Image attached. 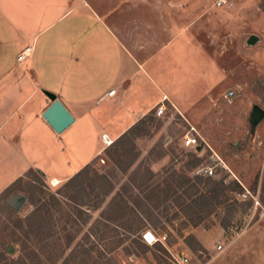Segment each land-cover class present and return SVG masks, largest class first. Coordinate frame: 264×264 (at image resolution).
Instances as JSON below:
<instances>
[{"label": "rangeland", "instance_id": "374dc122", "mask_svg": "<svg viewBox=\"0 0 264 264\" xmlns=\"http://www.w3.org/2000/svg\"><path fill=\"white\" fill-rule=\"evenodd\" d=\"M260 1L195 0L197 45L214 68L207 95L191 104L194 93L181 104L190 116L166 105L159 117L154 110L106 148L77 183H52L33 171L3 190L0 264H167L179 253L187 255L188 264H258V254H264ZM250 36L257 37L253 44ZM191 128L208 145L200 154L183 147ZM70 133L57 134L59 165L43 161L41 168L54 173L73 168ZM35 153L41 160L46 154ZM215 165L213 177L195 173ZM151 189L161 203L133 237L128 229L137 226L134 201H145ZM13 198L19 199L16 208L8 203ZM147 231L166 236L164 244L145 243Z\"/></svg>", "mask_w": 264, "mask_h": 264}, {"label": "crops", "instance_id": "0c3cea01", "mask_svg": "<svg viewBox=\"0 0 264 264\" xmlns=\"http://www.w3.org/2000/svg\"><path fill=\"white\" fill-rule=\"evenodd\" d=\"M194 2L0 0V195L33 171L67 182L156 106L190 116L181 104L207 95L214 68L197 45ZM27 46L33 53L18 63ZM49 94L73 117L59 134L71 130L76 163L58 173L40 167L61 159L42 118Z\"/></svg>", "mask_w": 264, "mask_h": 264}, {"label": "built area", "instance_id": "2783aa9c", "mask_svg": "<svg viewBox=\"0 0 264 264\" xmlns=\"http://www.w3.org/2000/svg\"><path fill=\"white\" fill-rule=\"evenodd\" d=\"M218 5H220V2L218 3ZM33 46H27L25 47L18 55L16 58V61L18 63L23 62L27 57H29L32 53H33ZM110 95L114 94V91H111L109 93ZM233 93L230 92L228 93V96L232 95ZM165 110V106L164 105H160V106H156L155 108V116L159 117L163 114ZM192 131H194V128H191V131L187 132L184 136L183 139V147L185 148H189L191 149L193 152L195 153H202L203 151H206V148L208 147V145L206 144V142L204 141H200L199 137L192 134ZM105 142V141H104ZM202 146V150L197 152L195 149L197 147ZM219 160V158H217ZM215 166H200L198 168H196L195 173L198 175H202L205 177H213L215 175ZM148 235L150 236L148 238ZM143 239L145 241V243H147L148 245H153L156 243H161L164 244L165 240H166V236L163 237H155L150 231H147L146 233L143 234ZM217 251L221 252L223 251V246L222 245H218L217 246ZM189 262V258L187 257V255H184V253H179L177 255H171V258L168 259L167 264H188Z\"/></svg>", "mask_w": 264, "mask_h": 264}, {"label": "trees", "instance_id": "16d2710c", "mask_svg": "<svg viewBox=\"0 0 264 264\" xmlns=\"http://www.w3.org/2000/svg\"><path fill=\"white\" fill-rule=\"evenodd\" d=\"M259 8L262 10V12L264 13V0L260 1V5ZM143 121L140 120L133 128H131L128 132H126L125 134H123L121 137H119L113 144H116L119 141H122L132 130H134L141 122ZM199 159H197L196 161H198ZM89 166V165H88ZM88 166L84 167L83 169H81L80 171H78L76 174H74L69 180L68 182L70 183H77L78 179L80 178L81 174H83L86 169L88 168ZM67 182V183H68ZM106 194H108V191L106 192ZM143 199L145 201L141 202H137L134 201V209H132V218H134L137 222V226L136 227H132L130 229H128V232H130V234L135 237V232H138L141 230V228L143 226H145L146 222L154 216V211L157 210V208L159 207L160 203H161V199L160 197L157 195V191L155 189H151L150 191H148L147 193L144 194ZM27 227L30 228V231L28 232V235H30V232L32 230L33 233V227L31 226V224L29 225V218H27ZM141 226V227H140ZM26 235V236H28ZM134 241V240H133ZM135 242V241H134ZM135 256H137L136 253H133ZM25 261H23L22 264H26L24 263Z\"/></svg>", "mask_w": 264, "mask_h": 264}, {"label": "water", "instance_id": "95a60500", "mask_svg": "<svg viewBox=\"0 0 264 264\" xmlns=\"http://www.w3.org/2000/svg\"><path fill=\"white\" fill-rule=\"evenodd\" d=\"M257 40V37L250 36L248 44H253ZM48 97L53 101L52 104L44 111L42 118L47 122V124L54 130L55 133L59 134L64 131L72 122L73 117L67 111V109L62 105V103L55 99L53 95H48ZM256 112L260 114V111L256 109ZM197 152L202 150V146L195 149ZM19 199L13 198L8 203L16 208V204Z\"/></svg>", "mask_w": 264, "mask_h": 264}, {"label": "bare ground", "instance_id": "6f19581e", "mask_svg": "<svg viewBox=\"0 0 264 264\" xmlns=\"http://www.w3.org/2000/svg\"><path fill=\"white\" fill-rule=\"evenodd\" d=\"M111 144V141L109 140V139H106L105 138V142H104V145L105 146H108V145H110ZM150 236L148 235V238H149Z\"/></svg>", "mask_w": 264, "mask_h": 264}]
</instances>
